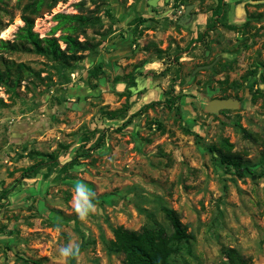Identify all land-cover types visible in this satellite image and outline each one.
<instances>
[{
	"label": "rangeland",
	"instance_id": "1",
	"mask_svg": "<svg viewBox=\"0 0 264 264\" xmlns=\"http://www.w3.org/2000/svg\"><path fill=\"white\" fill-rule=\"evenodd\" d=\"M25 1L0 0V39H15ZM78 1L43 9L32 30L50 35L53 14L77 12ZM217 8L106 0L88 30L97 53L72 68L0 51L32 72L0 85V264H126L109 249L113 228L171 232L164 209L192 235L173 264H233L229 247L264 264V0L247 3L240 22ZM227 97L237 106L209 109ZM225 143L243 173L221 160ZM29 149L57 151V163L22 176Z\"/></svg>",
	"mask_w": 264,
	"mask_h": 264
},
{
	"label": "trees",
	"instance_id": "2",
	"mask_svg": "<svg viewBox=\"0 0 264 264\" xmlns=\"http://www.w3.org/2000/svg\"><path fill=\"white\" fill-rule=\"evenodd\" d=\"M59 1L66 0H26L19 7V16L23 24L18 27L15 39L12 41L0 39V51H33L54 61L55 67L59 65L69 68L79 62L85 56V52L96 54L100 41L90 35L88 30L95 28L99 23L100 18L94 14V11L99 3H104L106 0H89L93 3V7L88 9H84V1L80 0L74 4L77 12L54 13L56 24L52 27L50 35L39 37L32 30L34 17L43 9L50 10ZM223 5H225L223 0H217L218 8L212 12L217 14ZM144 20L138 19V21ZM56 29L61 33L54 35ZM59 41L63 43V47L60 46ZM14 67L16 70L11 71ZM21 73L32 74L31 69L24 62L12 65L0 54V85L3 84L8 88L12 84H19ZM35 74L39 76V73ZM0 102H2L1 98ZM118 112L120 111H108V116L115 117ZM221 151L224 154L221 160L237 172L243 173L239 153L231 151L229 143H225ZM25 155L32 160V163L22 167L21 173L22 176H29L41 167H46L47 172H50L57 163L58 152L29 149ZM249 172L254 174L253 171ZM164 211L169 219L171 232H166L161 227L128 229L117 225L112 230L113 238L109 241V249L122 252L126 264H173L170 258L179 252L181 245L192 235L187 231L186 225L181 223L175 211L169 209ZM224 253L233 264L248 263L247 258L236 254L231 247L225 249Z\"/></svg>",
	"mask_w": 264,
	"mask_h": 264
},
{
	"label": "water",
	"instance_id": "3",
	"mask_svg": "<svg viewBox=\"0 0 264 264\" xmlns=\"http://www.w3.org/2000/svg\"><path fill=\"white\" fill-rule=\"evenodd\" d=\"M160 0H147V3L150 6L156 5ZM163 1H168V0H163ZM193 7V4H187L184 7V12L183 14L179 17L178 23H183L184 20H188L190 18V9ZM209 104V109L211 111H218L219 109H224V108H234L238 104V100L227 97V98H211L208 101Z\"/></svg>",
	"mask_w": 264,
	"mask_h": 264
},
{
	"label": "crops",
	"instance_id": "4",
	"mask_svg": "<svg viewBox=\"0 0 264 264\" xmlns=\"http://www.w3.org/2000/svg\"><path fill=\"white\" fill-rule=\"evenodd\" d=\"M250 0H223L233 21L240 22L245 16V3Z\"/></svg>",
	"mask_w": 264,
	"mask_h": 264
},
{
	"label": "flooded vegetation",
	"instance_id": "5",
	"mask_svg": "<svg viewBox=\"0 0 264 264\" xmlns=\"http://www.w3.org/2000/svg\"><path fill=\"white\" fill-rule=\"evenodd\" d=\"M247 3H251V0L250 1H247L246 3H245V5L247 4ZM244 5V6H245ZM246 14V13H245ZM190 15H191V13H190ZM245 17V16H244ZM191 19V16H190V18L188 19V20H190Z\"/></svg>",
	"mask_w": 264,
	"mask_h": 264
},
{
	"label": "clouds",
	"instance_id": "6",
	"mask_svg": "<svg viewBox=\"0 0 264 264\" xmlns=\"http://www.w3.org/2000/svg\"><path fill=\"white\" fill-rule=\"evenodd\" d=\"M63 254H64V255H68V252H67V251H65Z\"/></svg>",
	"mask_w": 264,
	"mask_h": 264
}]
</instances>
